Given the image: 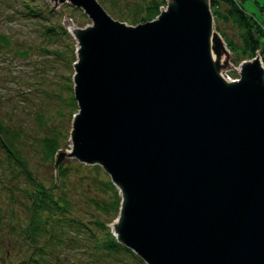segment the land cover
I'll return each instance as SVG.
<instances>
[{
  "label": "water",
  "instance_id": "95a60500",
  "mask_svg": "<svg viewBox=\"0 0 264 264\" xmlns=\"http://www.w3.org/2000/svg\"><path fill=\"white\" fill-rule=\"evenodd\" d=\"M67 1L91 24L73 28L77 109L54 168L63 154L102 167L120 196L112 233L146 264H264L258 55L223 78L208 0L133 25Z\"/></svg>",
  "mask_w": 264,
  "mask_h": 264
},
{
  "label": "rangeland",
  "instance_id": "374dc122",
  "mask_svg": "<svg viewBox=\"0 0 264 264\" xmlns=\"http://www.w3.org/2000/svg\"><path fill=\"white\" fill-rule=\"evenodd\" d=\"M27 1L42 8L43 15L28 13L29 10L24 9L21 0H0V34L5 38L0 43V46L2 45L0 47V118L4 124H9L10 129L16 130L22 150L21 158L24 160V168L14 163L6 165L4 160L6 153L0 149V161L2 160L0 164V264H5L9 259L13 260L15 256H27L28 252H32V245L27 243L22 227L26 224L29 215L28 209L24 207L28 200L25 192L33 188L34 183L37 182L50 186L54 196L62 194L68 201V207L64 211H53L49 215L47 211H43L41 215L43 218L40 224L46 227L45 232L52 227L57 230L60 239L70 240V245H66V248L65 245L53 248L50 246L54 250L52 252L56 253L54 264H58V259L63 260L64 264L67 261L72 264H146L131 249L136 257L130 253H121L120 261L111 256L109 259L95 260L93 255L83 250L85 243L95 238L101 239L107 231L114 236L111 224L118 213L119 206L118 203L116 212L110 206L112 191L103 182L109 176L99 164L95 163L99 166L97 170L91 167L93 164L84 163L73 156L63 154L57 163V165L65 166L61 182L54 168L58 151L70 149L69 129L72 114L77 108L70 101L73 87V61L76 60L78 46L73 28L90 25L91 20L79 6L67 0ZM97 1L112 18L132 25L143 21L140 18L145 14L144 6L152 3V0ZM166 1L156 0L157 11L145 19H152L159 11L165 9ZM256 1L246 0L243 2V7L247 12L253 13L254 17L264 20V0ZM124 16L133 17V20H128ZM50 22L56 25L55 30L51 33V38H44V33L40 31L44 24ZM258 22L259 25H264V21L258 20ZM218 25L236 39L237 29L233 24L219 21ZM213 26L219 33L214 23ZM219 38L221 44L215 54L223 58L222 71L227 72L231 77L233 74L237 75L235 66L239 61L251 58L253 55H260V46H258L252 55L236 60L220 33ZM259 41L261 42V39ZM27 44L46 47V61L33 47L29 49L26 57H22L19 49ZM15 50L18 52H14ZM54 51H59L60 55H53ZM258 58L261 60V56ZM43 60L46 67H41L40 71L44 74V80L41 84H37L35 89L36 83L33 80H35L34 76L38 77V69L35 65ZM33 85L34 88L31 87ZM36 108H39V112L34 115ZM47 131H52L58 136V146L52 156L41 153L38 141V137ZM114 187L118 193V188L115 185ZM89 196L97 198L106 210L91 204L87 199ZM47 215L51 218L58 216L60 220L53 222L52 219L47 222ZM100 220H104L105 223L101 229L97 226ZM84 227L88 230H81ZM87 231L91 232L95 238L87 237ZM44 237H47V232L40 234L41 240ZM40 242L38 239V243ZM8 249L10 252L6 255L5 252ZM32 254L36 255V252ZM28 262L19 259L15 264H36L32 260Z\"/></svg>",
  "mask_w": 264,
  "mask_h": 264
},
{
  "label": "trees",
  "instance_id": "16d2710c",
  "mask_svg": "<svg viewBox=\"0 0 264 264\" xmlns=\"http://www.w3.org/2000/svg\"><path fill=\"white\" fill-rule=\"evenodd\" d=\"M244 1L246 0H209V8L212 13L213 23L215 25V28L221 34L229 50L234 53L236 60L241 57H248L252 55L254 49L260 46V56L262 63L264 65V25H259L258 22V20L259 21H264V20L263 19L260 20L254 17L253 13L251 12H247L243 7ZM254 1L257 2L256 0ZM151 2L152 3L144 6L145 14L143 17L140 18L141 20L151 17L153 13L157 11L156 0H152ZM21 3L24 9L29 10L28 13L34 15L36 14L43 15L42 8H39L38 5L32 2L30 3L27 0H21ZM48 11L51 12L50 9H48ZM124 17H127L128 20H133V17H129V16H124ZM219 21L228 22L229 24H233L236 27L237 29L236 39L228 35L227 32H225L223 29L220 28V26L218 25ZM55 26L56 25H53L51 22L43 25L40 32L44 33L43 35L44 38L52 37L51 33L54 32ZM62 28L64 29V27ZM3 39L5 38L3 37L2 34H0V43L2 42ZM259 39H261V42L259 41ZM31 47L35 48L36 51L38 50L37 54L43 56L44 60L47 59L46 58L47 48L43 46L40 47L39 45L30 46L29 44H27L25 46H22L19 49V54L22 57H26ZM14 52H18V50H15ZM53 53H54L53 55H58V54L60 55L59 51H54ZM37 54L35 55L37 56ZM44 60L41 63L40 62L36 63L35 65V67L38 69L37 72L38 77L34 76L35 80H33L36 83L35 89H37V84L38 85L41 84L44 80V74L41 73L40 71L41 67L42 68L46 67ZM31 87L34 88V85ZM45 92L47 93V91ZM70 101L76 108V104L72 96L70 97ZM38 112H39V108H36L34 115ZM8 125L4 124L0 118V149L6 153V156L4 158L5 164L8 165L14 163V165H17L20 168H24V160L21 158L22 150L19 146L20 143L19 137L17 138L16 130L10 129ZM38 141H39L41 153L43 152L44 155L52 156V153L54 152L55 148L58 146V136L52 131H47V133L40 135L38 137ZM91 167L97 170L99 169V166L95 164L91 165ZM56 173L59 181L61 182L63 175L65 173V166L62 164L57 165ZM103 182L112 191L110 206L112 210L116 212L119 203V194L116 192V188L109 181L107 177L103 180ZM25 195L27 196L28 200L24 204V207L28 209L29 215L27 217L28 220L26 224L22 227L23 228L22 231L24 233L25 239L27 240V243L32 245V252L31 253L28 252L27 256L25 255L26 257L24 255L18 257L14 255L15 256L14 259L13 260L9 259L5 264H15L16 261L19 259L26 262L32 260L36 264H54L56 253L52 252L54 250L51 249V247L53 248L56 246L65 245L64 247L66 248V245H70V240L68 239L66 241L65 238L60 239L58 237L57 230L53 229L52 227H49L48 231H46L47 237H44V239L41 240L40 234H46L45 232L46 227L40 224L43 218L41 215L43 211H47L48 215L51 214L53 211H58V212L60 210L64 211L68 207L67 206L68 201L62 194L60 195L58 194L54 196L51 187L48 185L44 186L40 182L34 183L33 188L26 191ZM87 199L91 202V204L98 207L99 209L106 210L105 207H103V203H101L97 198L89 196ZM48 215H47V222L51 221L52 219L53 222H57L60 220L58 216L51 218ZM104 225H105L104 220H100V222H97V226L100 229L103 228ZM81 230L84 231L88 229L84 227L81 228ZM88 236H92L93 238H95L91 232L87 233V237ZM38 239L42 243L41 242L38 243ZM83 250L89 253L91 256L93 255V257H95V260L101 258L109 259V257L111 256L114 259L120 261L122 259L121 253H130L132 256L136 257L134 255L135 254L134 252L133 254L128 247L118 242L114 238V236L111 235L108 231L106 232L105 236L102 237L101 239L95 238L92 241L85 243L83 246ZM9 252L10 250L8 249L7 252H5V254L9 255ZM34 252H36V255L32 254ZM58 264H64V261L63 260L60 261L58 259ZM66 264H72V263H69L67 261ZM73 264H77V263H73Z\"/></svg>",
  "mask_w": 264,
  "mask_h": 264
},
{
  "label": "bare ground",
  "instance_id": "6f19581e",
  "mask_svg": "<svg viewBox=\"0 0 264 264\" xmlns=\"http://www.w3.org/2000/svg\"><path fill=\"white\" fill-rule=\"evenodd\" d=\"M192 24H193V23H192ZM210 50H211V54H212V56H213V59L217 60V61L219 62V65H222V62H223L222 59H223V58L220 57V56L217 57V55L214 53V50H213L212 48H211ZM219 53H220V52H219ZM215 55H216L217 58L215 57ZM235 68L237 69V68H238V65H236ZM221 69H223L222 66H220V70H221ZM74 113H75V112H74ZM74 113H73V114H74Z\"/></svg>",
  "mask_w": 264,
  "mask_h": 264
}]
</instances>
